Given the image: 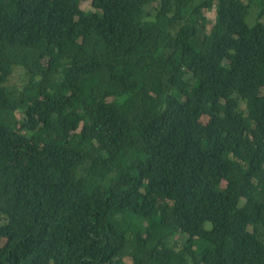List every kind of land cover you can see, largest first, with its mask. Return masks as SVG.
<instances>
[{
    "label": "trees",
    "instance_id": "trees-1",
    "mask_svg": "<svg viewBox=\"0 0 264 264\" xmlns=\"http://www.w3.org/2000/svg\"><path fill=\"white\" fill-rule=\"evenodd\" d=\"M199 1L0 0V264H264V0Z\"/></svg>",
    "mask_w": 264,
    "mask_h": 264
},
{
    "label": "rangeland",
    "instance_id": "rangeland-1",
    "mask_svg": "<svg viewBox=\"0 0 264 264\" xmlns=\"http://www.w3.org/2000/svg\"><path fill=\"white\" fill-rule=\"evenodd\" d=\"M201 2V0L199 1ZM83 9L84 10H88L89 9V4H84L83 5ZM261 13V8H258V7H253L250 11V14H249V17L247 19V24L250 26V27H253L255 26V24L257 23V18L259 16V14ZM208 17H209V20L210 21H213L215 20L216 18V13L215 12H211L208 14ZM263 23H264V16H263ZM17 76H19L17 74ZM22 81H19L17 77L13 78L12 79V85H11V90L12 91H17L20 87H22ZM17 117H19V119H23V117L20 115V114H17ZM207 118H203L202 122L203 123H206L207 122ZM18 163L22 166H31L33 163L29 160V159H25V158H18ZM155 220H158L157 217H153L151 218V220L149 221H141V220H138L137 218H135V221L139 222V223H144V224H149L151 223L152 221H155ZM178 238H180L181 241H184L185 239L181 236H177ZM191 252L194 253V256H196L197 258L200 257V254L198 251H196V249L194 247L191 248L190 250Z\"/></svg>",
    "mask_w": 264,
    "mask_h": 264
},
{
    "label": "crops",
    "instance_id": "crops-1",
    "mask_svg": "<svg viewBox=\"0 0 264 264\" xmlns=\"http://www.w3.org/2000/svg\"><path fill=\"white\" fill-rule=\"evenodd\" d=\"M209 13H210V12H209ZM209 13H208V14H209ZM208 14H207V16H208Z\"/></svg>",
    "mask_w": 264,
    "mask_h": 264
}]
</instances>
